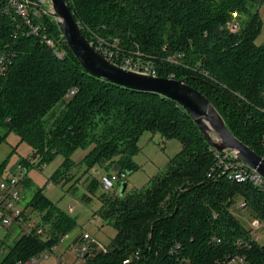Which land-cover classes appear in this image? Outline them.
I'll return each instance as SVG.
<instances>
[{
    "label": "trees",
    "instance_id": "1",
    "mask_svg": "<svg viewBox=\"0 0 264 264\" xmlns=\"http://www.w3.org/2000/svg\"><path fill=\"white\" fill-rule=\"evenodd\" d=\"M66 1L101 54L117 64L128 58L159 77L185 80L210 100L238 140L264 157V44H256L263 26L256 8L264 0ZM5 9L0 0V56L10 57L0 78V145L10 133L27 143L32 155L21 166L43 167L63 155L51 181L69 182L77 166L71 156L90 149L82 161L87 172L101 167L111 173L118 167L129 175L138 170L133 157L145 132L182 144L148 187L99 196V213L116 235L105 250L92 247L87 264H219L237 256L246 259L244 264H264V244L232 212L242 200L264 221V189L214 171V150L183 107L89 75L66 44L67 54L59 58L37 37L16 35L17 25ZM43 22L60 37L51 17L45 15ZM72 88L77 93L66 100ZM8 161L0 164V175ZM98 184L93 179L89 193L97 192ZM29 207L42 214L40 222L22 231L0 264L51 251L77 227L42 190Z\"/></svg>",
    "mask_w": 264,
    "mask_h": 264
},
{
    "label": "rangeland",
    "instance_id": "2",
    "mask_svg": "<svg viewBox=\"0 0 264 264\" xmlns=\"http://www.w3.org/2000/svg\"><path fill=\"white\" fill-rule=\"evenodd\" d=\"M256 9L259 10L263 23L256 44L263 45L264 3ZM105 53L110 57L114 55V52L108 51V49H105ZM139 148L140 151L133 157L138 170L124 177L128 193L148 187L156 177L161 176L166 171L171 159L182 150V144L175 139L167 140L160 134L145 132L139 140ZM89 151L90 149L76 150L71 159L77 166L72 171L70 181L62 180L54 183L51 178L62 165L64 161L63 155L56 156L54 160L43 167H23L20 162L32 155V149L27 143L20 142L19 137L15 133H10L6 142L0 145V164L9 159L3 176L16 175L21 177L25 173V179L30 181L29 186H24L21 183L19 189L22 196L20 207L26 212L31 223L37 224L42 218L40 212L33 211L29 207L32 197L38 190H42L49 201L56 204L62 211L68 213L77 221V227L72 233L51 251H46L39 255L38 264H87V261L79 256L78 248L80 242L76 241L77 238L89 233L106 248L110 246L112 239L116 235L114 227L105 221L99 213L102 206L99 196L105 191L100 184H98L99 189L97 192H92L91 194L88 190V186L93 179L101 183L103 175L109 173L105 168L101 167L87 172V168L82 165V161ZM114 192H118V189L115 188L105 194L109 196ZM87 196L90 197L88 200H86ZM241 201L233 206L232 212L247 229H253L252 223L255 218L248 207L239 208L238 205ZM71 208L72 211H70ZM26 225L23 227L25 231L30 229ZM253 233L255 237H258V243L264 244V221H262V225L258 230L253 229ZM22 235L19 230L17 231L14 228L6 229L0 227V263L6 255V252L3 251H7L12 247ZM45 254L49 256L47 259H43Z\"/></svg>",
    "mask_w": 264,
    "mask_h": 264
},
{
    "label": "water",
    "instance_id": "3",
    "mask_svg": "<svg viewBox=\"0 0 264 264\" xmlns=\"http://www.w3.org/2000/svg\"><path fill=\"white\" fill-rule=\"evenodd\" d=\"M49 1L51 8L44 13L55 21L67 47L89 75L129 90L154 93L176 102L191 116L212 148L219 152H233L237 161L264 177V157L231 133L205 95L190 87L185 80L134 71L113 62L88 41L66 0ZM113 172H120L119 168H114ZM126 188L127 183L123 181L119 188L120 196L125 194Z\"/></svg>",
    "mask_w": 264,
    "mask_h": 264
},
{
    "label": "built area",
    "instance_id": "4",
    "mask_svg": "<svg viewBox=\"0 0 264 264\" xmlns=\"http://www.w3.org/2000/svg\"><path fill=\"white\" fill-rule=\"evenodd\" d=\"M6 9L17 25V32L26 34L29 36H35L40 41H42L46 46L50 47L54 53L59 58H64L67 54L65 45L66 42L64 37L55 36L49 31L48 27L44 24L43 18L46 15L44 10H50L51 4L49 0H5ZM37 22V23H36ZM233 29L237 30L238 25L234 24ZM110 59V58H109ZM113 61V60H112ZM114 62V61H113ZM10 63V57L6 55L0 56V78L5 76L7 73L8 64ZM116 63V62H115ZM124 68L151 73L156 75L155 71L148 65L140 64L139 62H134L131 59L123 58L118 64ZM77 93L76 88L70 89L66 95L65 99L70 100ZM214 151L215 159L217 161L216 168L214 171L220 176H225L229 180L245 184L250 183L255 187L264 189V177L257 171L249 168L247 165L237 161L235 159L234 153L219 152L212 148ZM4 174V173H3ZM125 173L111 172L109 174L103 175L101 179V185L105 192H111L115 188L119 190L121 183L124 181ZM25 180V173L20 176H10L4 177L0 175V227L1 228H17L22 231L24 225L31 228L33 223L27 220V214L20 207L21 203V183ZM239 208H246L245 203H240ZM72 211V208L70 209ZM262 225L260 219H254L252 223V228L258 230ZM252 229V230H253ZM22 233V232H21ZM258 241V237L255 238ZM80 245L78 248L79 256L86 259L90 255V250L92 247H96L101 250H105V246L99 242L94 236L89 233H85L80 238ZM3 252H6L4 250ZM49 256L45 254L43 259H47ZM39 256L33 257L26 262H19L18 264H38ZM246 259L241 256L232 257L219 264H244ZM130 261L127 260L124 264H129Z\"/></svg>",
    "mask_w": 264,
    "mask_h": 264
},
{
    "label": "crops",
    "instance_id": "5",
    "mask_svg": "<svg viewBox=\"0 0 264 264\" xmlns=\"http://www.w3.org/2000/svg\"><path fill=\"white\" fill-rule=\"evenodd\" d=\"M118 191H119V190H118ZM14 229L17 230V231L19 230L20 232H22V230H20V229H17V228H14Z\"/></svg>",
    "mask_w": 264,
    "mask_h": 264
}]
</instances>
